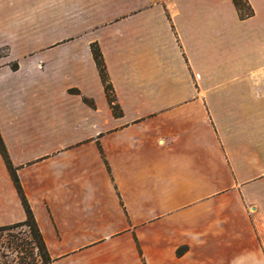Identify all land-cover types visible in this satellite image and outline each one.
I'll return each mask as SVG.
<instances>
[{
  "label": "crops",
  "instance_id": "crops-1",
  "mask_svg": "<svg viewBox=\"0 0 264 264\" xmlns=\"http://www.w3.org/2000/svg\"><path fill=\"white\" fill-rule=\"evenodd\" d=\"M247 2L0 0V137L52 264H264V0ZM25 219L0 153V227Z\"/></svg>",
  "mask_w": 264,
  "mask_h": 264
},
{
  "label": "trees",
  "instance_id": "trees-1",
  "mask_svg": "<svg viewBox=\"0 0 264 264\" xmlns=\"http://www.w3.org/2000/svg\"><path fill=\"white\" fill-rule=\"evenodd\" d=\"M243 1L244 3H246V0H233L234 6L236 7V10L238 11V15L241 19L250 17L252 14L251 12L245 15L242 14L241 7H242ZM91 52H92L93 59L97 66L100 79L103 83L104 91H105L108 103L114 115L117 116L120 114V111H119L118 105L115 102V96L113 93V89L108 81L106 68L104 65L101 52L96 44L91 45ZM72 92L77 93V91H72ZM84 102L90 105L91 107L93 106V103L87 99H84ZM0 153L3 157L5 165L17 189L18 195L20 197L21 203L23 205V208L26 214V219L23 222H19V223L10 225V226L0 227V231L10 230L15 227H25L29 230V240L25 244H22V248H20L21 246H16L13 249L14 251H16V255H17L16 264H35L38 261H40L43 264H52V260L48 254L47 248L45 246L41 233L38 229V226L36 224L32 211L28 205V202L19 184L18 178L16 176V169L12 166L8 158V155H7V152H6V149L4 147L1 137H0ZM18 248H20L19 250L20 252L17 251Z\"/></svg>",
  "mask_w": 264,
  "mask_h": 264
},
{
  "label": "rangeland",
  "instance_id": "rangeland-1",
  "mask_svg": "<svg viewBox=\"0 0 264 264\" xmlns=\"http://www.w3.org/2000/svg\"><path fill=\"white\" fill-rule=\"evenodd\" d=\"M241 10L243 15L250 12L253 14L247 0L246 3L242 2ZM28 240L29 230L25 227H15L10 230L0 231V264H16L17 255L13 249L16 246H21L20 248H22V244H25Z\"/></svg>",
  "mask_w": 264,
  "mask_h": 264
}]
</instances>
